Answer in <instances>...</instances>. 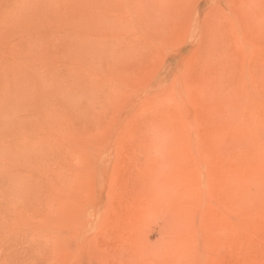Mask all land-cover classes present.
<instances>
[{
  "label": "rangeland",
  "instance_id": "rangeland-1",
  "mask_svg": "<svg viewBox=\"0 0 264 264\" xmlns=\"http://www.w3.org/2000/svg\"><path fill=\"white\" fill-rule=\"evenodd\" d=\"M263 114L264 0H0V264H264Z\"/></svg>",
  "mask_w": 264,
  "mask_h": 264
},
{
  "label": "bare ground",
  "instance_id": "bare-ground-1",
  "mask_svg": "<svg viewBox=\"0 0 264 264\" xmlns=\"http://www.w3.org/2000/svg\"><path fill=\"white\" fill-rule=\"evenodd\" d=\"M111 77V76H110ZM264 115V114H263ZM190 146V145H189ZM39 232V231H38Z\"/></svg>",
  "mask_w": 264,
  "mask_h": 264
}]
</instances>
